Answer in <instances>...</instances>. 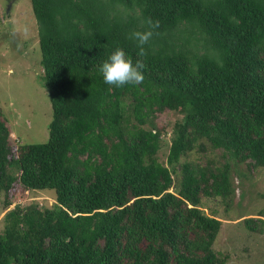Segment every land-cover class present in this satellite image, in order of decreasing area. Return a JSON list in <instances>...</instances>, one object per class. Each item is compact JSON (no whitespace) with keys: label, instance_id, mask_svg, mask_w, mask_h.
Segmentation results:
<instances>
[{"label":"trees","instance_id":"16d2710c","mask_svg":"<svg viewBox=\"0 0 264 264\" xmlns=\"http://www.w3.org/2000/svg\"><path fill=\"white\" fill-rule=\"evenodd\" d=\"M29 1L51 116L46 138L15 156L0 118L1 204L14 180L53 189V202L7 209L0 264H225L212 247L221 221L200 203L230 199L228 163L187 155L222 148L264 165V0ZM148 19L159 26L141 58L127 37ZM193 29L205 51L188 55ZM117 47L144 60L141 84L103 82L99 66ZM165 110L179 114L167 130ZM241 220L262 231L263 217Z\"/></svg>","mask_w":264,"mask_h":264},{"label":"rangeland","instance_id":"374dc122","mask_svg":"<svg viewBox=\"0 0 264 264\" xmlns=\"http://www.w3.org/2000/svg\"><path fill=\"white\" fill-rule=\"evenodd\" d=\"M192 33L185 43L187 54L204 52L200 39L203 35L195 29ZM40 72L36 23L30 1L0 0V118L9 128V152L13 156L17 155L20 144L41 141L47 136L51 109L46 89L38 78ZM178 116L175 111L165 110L157 125L167 130ZM159 139L156 157L166 164L167 132ZM187 158L228 163L232 188L230 199L225 203L219 196L210 195L202 197L200 203L205 212L221 221L212 243L213 249L220 254L227 253L225 264H264V222L262 231H251L241 220L245 216L264 218V165L251 166L245 161H236L222 148L192 151ZM167 166L171 171L169 190L176 192L180 179L179 163ZM8 169L17 174L14 166ZM6 193L8 204L2 206L3 193L0 192V228L7 209L15 204L31 208L53 202V189H25L17 180L12 181Z\"/></svg>","mask_w":264,"mask_h":264},{"label":"clouds","instance_id":"9594fccd","mask_svg":"<svg viewBox=\"0 0 264 264\" xmlns=\"http://www.w3.org/2000/svg\"><path fill=\"white\" fill-rule=\"evenodd\" d=\"M147 25L145 30H133L127 37L135 42L138 49L137 56L141 58L147 55L145 46L151 41L153 29L159 26V22L148 19ZM145 69L146 64L143 59L138 58L134 62L122 48L117 47L101 62L98 71L104 83L123 87L129 84H141L144 80L143 72Z\"/></svg>","mask_w":264,"mask_h":264}]
</instances>
